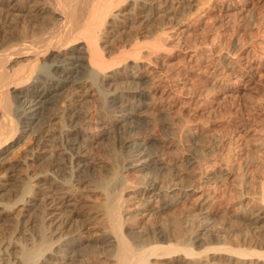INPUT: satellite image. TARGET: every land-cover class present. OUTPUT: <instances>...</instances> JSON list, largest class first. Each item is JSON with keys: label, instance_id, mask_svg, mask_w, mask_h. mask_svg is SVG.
Listing matches in <instances>:
<instances>
[{"label": "bare ground", "instance_id": "obj_1", "mask_svg": "<svg viewBox=\"0 0 264 264\" xmlns=\"http://www.w3.org/2000/svg\"><path fill=\"white\" fill-rule=\"evenodd\" d=\"M185 3L193 2L0 0V10L16 21L9 38L0 34V264H264V182L259 197L241 193L231 212L213 213L206 193L193 198L200 180L187 178L195 160L175 151L179 139H155L142 129L156 118L149 110L169 113L159 104L166 90L140 62L136 28H145L140 34L155 45L154 21H173ZM117 39L129 46L112 56ZM43 72L47 77L37 81ZM70 86L76 95L63 123L52 105ZM26 132L31 145L7 161ZM98 138H116L120 151L95 160L90 145ZM39 160L46 168L19 175ZM66 160L74 171L100 167L102 176L66 179ZM132 171L140 178H129ZM78 181H91L101 201L86 205L73 194ZM94 232L110 234L113 245L99 252L89 243L80 253L45 260L63 235L90 240Z\"/></svg>", "mask_w": 264, "mask_h": 264}, {"label": "rangeland", "instance_id": "obj_2", "mask_svg": "<svg viewBox=\"0 0 264 264\" xmlns=\"http://www.w3.org/2000/svg\"><path fill=\"white\" fill-rule=\"evenodd\" d=\"M192 2L179 6L173 21L167 18L154 21L153 25L158 26L156 46L151 43V35L140 34L145 28H136V40L142 46L140 62L146 67L149 80L152 83L158 81L160 91L166 90L159 104L169 113L165 117L149 110L148 115L156 118L145 123L142 129L152 132L155 139L169 135L179 139L175 151L195 160L189 166L187 178L194 184L198 182L196 179L200 180L199 190L193 198L201 192L206 193L212 200L210 208L213 213L231 212L237 206L241 193L259 197L264 182V0ZM15 24L14 16H6L0 10L3 41L12 34ZM128 46L115 40L112 56H119V50ZM123 55L134 59L133 53ZM45 76L44 72L41 73L37 81L45 80ZM75 95V89L70 86L52 105V110L63 123H66L68 113L66 104ZM89 103L90 108L95 109V101L90 100ZM16 109L19 115L20 106ZM27 133L8 149L7 161L19 157L29 148L32 138ZM100 140L98 138L90 145V153L95 160L109 157V151H120L116 138ZM149 149H155L152 140ZM36 163L31 162L27 170L21 169L19 175L25 178L46 168L44 161ZM65 163L66 179L73 181V175L79 173L87 180L102 176L100 167L88 166L81 172V169L74 171L68 160ZM225 168L230 172L227 177L218 174V170ZM129 178H140V172H130ZM26 180L28 185H34L31 178ZM78 183L79 187L72 193L84 197L86 205L101 201L99 191L91 181ZM193 211L196 214L197 210ZM126 231L132 229L126 228ZM80 238L73 239L68 233L63 235L50 251L44 252L45 260L80 253L89 243L101 252L114 242L108 233L94 232L90 240Z\"/></svg>", "mask_w": 264, "mask_h": 264}]
</instances>
